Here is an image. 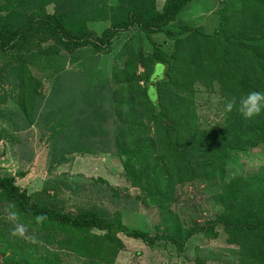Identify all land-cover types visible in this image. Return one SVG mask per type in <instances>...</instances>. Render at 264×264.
<instances>
[{"label":"trees","instance_id":"trees-1","mask_svg":"<svg viewBox=\"0 0 264 264\" xmlns=\"http://www.w3.org/2000/svg\"><path fill=\"white\" fill-rule=\"evenodd\" d=\"M194 1L166 0L159 8L158 0H0V55L10 59L2 71L14 76L28 124L36 119L43 90L33 66L60 77L83 49L100 53L122 32L136 29L151 40L148 54L128 44L124 66H112L99 87L107 93L101 104L89 97L75 122L64 116L52 131L61 139L77 123L75 150H63L68 159L94 153L93 144L99 150L108 125L111 152L139 189L137 201L160 212L154 231L132 229L118 211L69 208L62 186L46 184L29 194L15 176L0 172V264H62V253L81 264H116L125 248L121 236L149 248L170 244L179 254L194 236H222L238 250L234 264H264V175L229 173L238 154L264 149V111L246 119L236 106L224 110L226 101L242 93L264 92V0H217L211 33L180 19ZM98 14L108 24L101 36L88 25ZM156 34L169 39V49L153 41ZM201 87L218 97L216 105L202 109ZM193 185L215 189L220 212L185 225L173 206L176 192ZM9 205L36 244L11 235ZM40 214L47 220L36 227L33 217ZM193 264L212 263L198 256Z\"/></svg>","mask_w":264,"mask_h":264},{"label":"rangeland","instance_id":"rangeland-1","mask_svg":"<svg viewBox=\"0 0 264 264\" xmlns=\"http://www.w3.org/2000/svg\"><path fill=\"white\" fill-rule=\"evenodd\" d=\"M165 1L158 0L159 8L163 7ZM216 1L195 0L180 19L202 26L211 33L218 21ZM49 11H53V6L49 7ZM103 18L102 14H98L96 20L88 23L90 30L98 36L108 26ZM152 38L165 49L171 46L163 34L153 35ZM130 43L145 54L152 52L151 40L133 29L120 33L111 46L100 53L90 47L83 49L74 61H69L65 73L60 77L54 76L46 68L33 66V74L42 82L43 90L41 104L32 124H28L20 112L14 76L2 71L10 59L0 55V132H3L0 140V172L15 176L17 185L29 194L41 191L46 184L62 186L65 191L60 196L65 198L69 208L98 205L111 212H120L124 223L130 228L151 232L160 222V212L137 201L139 189L126 180L123 164L111 152V129L108 125V134L103 137L99 150L93 144L91 150L94 153H73L68 159L63 155V150H75L73 145L80 138L76 131L77 123L69 124L71 127L65 128L61 139L55 137L52 131L64 116L75 122L89 97H98L93 103L101 104V97L107 93L98 91L99 87L112 66H124ZM198 94L204 106L202 109L217 104L218 97L207 94L203 87L199 88ZM108 105L103 104L105 109H109ZM82 137L87 138L86 135ZM19 173H25V176ZM229 173L264 175V149L238 154L229 165ZM114 192H117V196ZM176 197L173 210L185 225L204 223L220 212L217 192L213 188L208 190L205 186L193 185L180 189ZM121 238L125 248L116 264H193L198 256L212 264H234L238 259V250L228 246L222 236L216 240L194 236L182 254L170 244L149 248L141 241L126 236ZM61 258L62 264H81L80 260L69 254L62 253Z\"/></svg>","mask_w":264,"mask_h":264},{"label":"clouds","instance_id":"clouds-1","mask_svg":"<svg viewBox=\"0 0 264 264\" xmlns=\"http://www.w3.org/2000/svg\"><path fill=\"white\" fill-rule=\"evenodd\" d=\"M234 106L237 107V110L242 117L251 119L264 111V92L248 91L247 93H242L238 99H229L224 104L225 112H230ZM7 220L10 224L15 225L11 230L12 236L30 239L32 244L37 243L35 236L28 237L25 235V229L19 223V214L16 211L14 205H9V209L7 211ZM46 220L47 217L43 214L33 217V222L36 227L41 226V224L46 222Z\"/></svg>","mask_w":264,"mask_h":264},{"label":"water","instance_id":"water-1","mask_svg":"<svg viewBox=\"0 0 264 264\" xmlns=\"http://www.w3.org/2000/svg\"><path fill=\"white\" fill-rule=\"evenodd\" d=\"M153 96H154V98L156 97V94H155V92L153 93ZM156 99V98H155Z\"/></svg>","mask_w":264,"mask_h":264}]
</instances>
